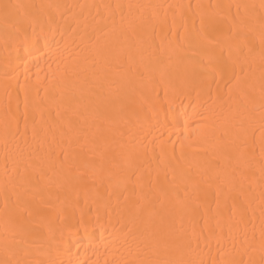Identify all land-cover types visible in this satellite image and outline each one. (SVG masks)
<instances>
[{"label":"bare ground","instance_id":"1","mask_svg":"<svg viewBox=\"0 0 264 264\" xmlns=\"http://www.w3.org/2000/svg\"><path fill=\"white\" fill-rule=\"evenodd\" d=\"M0 264H264V0H0Z\"/></svg>","mask_w":264,"mask_h":264}]
</instances>
